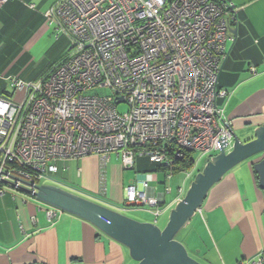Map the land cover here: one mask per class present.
<instances>
[{"label": "built area", "instance_id": "2783aa9c", "mask_svg": "<svg viewBox=\"0 0 264 264\" xmlns=\"http://www.w3.org/2000/svg\"><path fill=\"white\" fill-rule=\"evenodd\" d=\"M236 14L232 3L212 0L56 2L44 17L66 37L65 55L36 81L11 78L15 98L0 95V195L34 191L59 163L87 156L104 167L115 154L125 170L146 157L166 166L168 182L169 154L211 156L220 142L229 150L232 128L219 106L229 94L218 76ZM95 89L111 95L87 94ZM142 178L124 189L122 209L153 208L156 218L159 200ZM45 214L54 221L61 212ZM250 264H264V247Z\"/></svg>", "mask_w": 264, "mask_h": 264}, {"label": "crops", "instance_id": "0c3cea01", "mask_svg": "<svg viewBox=\"0 0 264 264\" xmlns=\"http://www.w3.org/2000/svg\"><path fill=\"white\" fill-rule=\"evenodd\" d=\"M58 1L12 0L0 7V95L10 97L6 93L8 88L15 95L11 78L29 83L40 77L41 58L37 60L30 49L50 28L44 15ZM215 2L232 3L237 8L232 25L236 35L231 33L228 58L218 76V88L229 95L219 101V106L232 130L245 142L264 123V0ZM194 160L196 167L189 170V176L184 172L173 174L170 181L183 175L174 188L166 185L165 173L136 174L132 169L133 174L126 173L128 170L122 168L116 155H111L104 167L97 156L61 162L58 164L61 178L55 185L78 188L109 205L123 208L124 189L136 180L142 181L145 175L148 194L153 190L160 203L161 213L154 216L156 224L160 216L169 214L182 199L186 184L201 171L199 161ZM255 177L247 161L213 186L179 241L190 257L201 264H250L263 249L264 192L258 188ZM160 185L162 190H158ZM166 187H170V193L165 192ZM18 193L23 192L7 191L0 195V264H134L125 247L86 221L64 213L49 221L45 214L48 206L32 195ZM119 197L122 205L115 202Z\"/></svg>", "mask_w": 264, "mask_h": 264}, {"label": "water", "instance_id": "95a60500", "mask_svg": "<svg viewBox=\"0 0 264 264\" xmlns=\"http://www.w3.org/2000/svg\"><path fill=\"white\" fill-rule=\"evenodd\" d=\"M231 33L236 35V30ZM231 134V148L226 150V142L219 143L218 152L195 174L162 228L154 222H139L57 185H32L34 191H24L48 208L86 221L125 247L134 264H201L175 237L202 208L213 186L237 165L250 161L258 188L264 192V123L254 129L248 141L242 142L233 130Z\"/></svg>", "mask_w": 264, "mask_h": 264}, {"label": "rangeland", "instance_id": "374dc122", "mask_svg": "<svg viewBox=\"0 0 264 264\" xmlns=\"http://www.w3.org/2000/svg\"><path fill=\"white\" fill-rule=\"evenodd\" d=\"M53 26L50 27L48 30H46L44 33L41 34V37L37 39V41L34 43L35 45L31 47V51H32V55L34 57H36V59H40L41 58V74L48 68H50L52 66V64H54V62H56L58 59H61L65 53H66V48H67V44L68 41L66 39V37L64 35H62L61 33L59 34V36H56V33L53 31ZM56 58V59H55ZM36 79V78H35ZM6 93L12 97L15 98V95L13 93V89H7ZM88 95H95V96H99V97H104V96H109L111 95L110 90L108 89H95L93 91H90L87 93ZM117 111L120 114L126 113L128 111V107L125 103H120L117 105ZM254 131V130H253ZM216 154V153H215ZM213 154V155H215ZM115 155V154H112ZM196 158V160H198L197 158L199 157V154H193ZM211 155V156H213ZM210 155L204 157L202 156L201 158H199V164H200V169H203V166L205 165L207 158L211 157ZM246 164V162H243V165ZM242 165L239 164L237 166ZM247 166H244V169ZM241 169V168H239ZM126 173H131L133 174V172L131 170H128V172ZM195 176V175H194ZM136 177V176H135ZM159 180H163V178L160 175L156 176ZM180 179H174L173 181H168L166 183V185H170L172 188L176 187L175 185L179 183V181L182 180L183 175H179ZM40 185L42 184H48V185H55V182L50 179V178H44L39 182ZM190 183H187V188L189 186ZM60 186H64L62 187L65 190H68L70 192L76 193L78 195H82L84 198H88L96 203H99L100 205H103L105 207H108L114 211H117L127 217H130L132 219H135L139 222H144L141 220H149L154 222V215H153V208H141L139 210H132L130 208H124V209H120L122 208L121 206H116V205H109L106 202L100 200L98 197H92L95 195L89 194V193H85L83 191H80V189L75 188V187H71V186H65L64 184H60ZM162 185L158 186V190H162ZM187 190V189H186ZM13 193V192H12ZM15 194L17 192H14ZM19 194V193H18ZM24 194V193H22ZM19 194V195H22ZM26 195V194H24ZM27 196V195H26ZM117 201H115L117 204H121L122 205V198L119 197L118 199H116ZM67 214V213H64ZM168 218V214L164 215V216H160L156 222L157 226L159 227H164V224L166 223L165 220H167ZM139 219V220H138ZM186 229L184 228L182 229L175 237V239L177 241H180L183 237V235L186 233Z\"/></svg>", "mask_w": 264, "mask_h": 264}, {"label": "trees", "instance_id": "16d2710c", "mask_svg": "<svg viewBox=\"0 0 264 264\" xmlns=\"http://www.w3.org/2000/svg\"><path fill=\"white\" fill-rule=\"evenodd\" d=\"M227 58H228V55H227ZM227 58H226L223 66H222V69H223V67H224V65H225V63L227 61ZM61 59H58L56 62H54V64H52V66L50 68L46 69L40 75L39 78H42L45 75H47L49 73V71L51 69H53L59 63V61ZM222 69H221V71H222ZM221 71H220V73H221ZM169 157H170V159H171V161L173 162V165H174L173 166V169H172L173 174H178V173H181V172L189 171L194 166V162H195L194 159L195 158H194V155L191 154V153H184L183 157L180 158V159L179 158H176L174 153L169 154ZM132 170H135L136 171V174L137 173H143V174H145V173H148V172H150V173H166L168 169L166 168V166H164L162 164H157V163L150 162L148 160V158H146V157H136L135 158V161H134V167H133ZM52 178H53L52 180L54 182H58L61 177L58 176V172H57V174H55ZM80 196H82V195H80ZM92 197H96V196H92Z\"/></svg>", "mask_w": 264, "mask_h": 264}]
</instances>
